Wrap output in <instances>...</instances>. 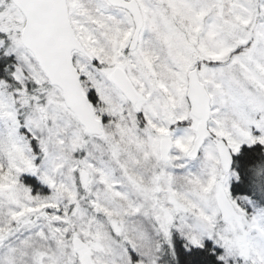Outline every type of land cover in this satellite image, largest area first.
<instances>
[{
	"label": "snow or ice",
	"instance_id": "obj_1",
	"mask_svg": "<svg viewBox=\"0 0 264 264\" xmlns=\"http://www.w3.org/2000/svg\"><path fill=\"white\" fill-rule=\"evenodd\" d=\"M0 264H264V0H0Z\"/></svg>",
	"mask_w": 264,
	"mask_h": 264
}]
</instances>
